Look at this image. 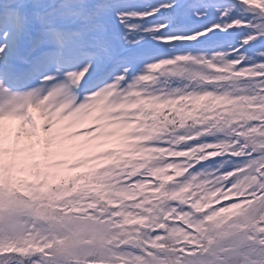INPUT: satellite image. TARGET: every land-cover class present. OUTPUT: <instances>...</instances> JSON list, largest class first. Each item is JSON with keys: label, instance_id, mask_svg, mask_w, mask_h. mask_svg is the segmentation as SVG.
<instances>
[{"label": "snow or ice", "instance_id": "6c2138e0", "mask_svg": "<svg viewBox=\"0 0 264 264\" xmlns=\"http://www.w3.org/2000/svg\"><path fill=\"white\" fill-rule=\"evenodd\" d=\"M0 264H264V0H0Z\"/></svg>", "mask_w": 264, "mask_h": 264}]
</instances>
